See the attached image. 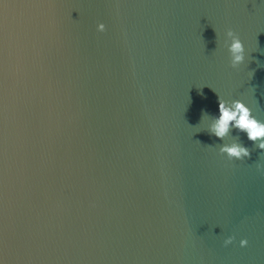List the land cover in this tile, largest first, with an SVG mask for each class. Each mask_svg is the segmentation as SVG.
I'll return each mask as SVG.
<instances>
[{
  "label": "water",
  "instance_id": "obj_1",
  "mask_svg": "<svg viewBox=\"0 0 264 264\" xmlns=\"http://www.w3.org/2000/svg\"><path fill=\"white\" fill-rule=\"evenodd\" d=\"M217 95L264 121V0H0V264H264Z\"/></svg>",
  "mask_w": 264,
  "mask_h": 264
},
{
  "label": "clouds",
  "instance_id": "obj_2",
  "mask_svg": "<svg viewBox=\"0 0 264 264\" xmlns=\"http://www.w3.org/2000/svg\"><path fill=\"white\" fill-rule=\"evenodd\" d=\"M104 30L105 25L103 23L97 25V31L103 32ZM224 44L229 54V67L237 69L245 61V48L239 35L231 28L227 29ZM217 98L218 116L202 114V116L207 114L211 117V123L206 130L208 134L223 141L235 129L245 133L247 139L264 153V121L258 120L252 114V110L241 100L226 101L218 95ZM219 153L226 155L229 161H241L250 158L251 155L250 149L240 141L239 136H233L231 142L219 145ZM255 166L257 171L264 175V164L258 162ZM234 239L233 236L224 239V246L233 243ZM247 243L246 239H241L239 246L245 247Z\"/></svg>",
  "mask_w": 264,
  "mask_h": 264
}]
</instances>
